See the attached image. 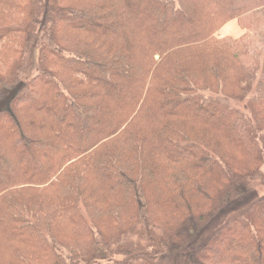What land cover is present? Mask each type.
<instances>
[{
    "label": "trees",
    "instance_id": "1",
    "mask_svg": "<svg viewBox=\"0 0 264 264\" xmlns=\"http://www.w3.org/2000/svg\"><path fill=\"white\" fill-rule=\"evenodd\" d=\"M253 29L264 0H0V264H264V193L202 236L264 186Z\"/></svg>",
    "mask_w": 264,
    "mask_h": 264
},
{
    "label": "rangeland",
    "instance_id": "2",
    "mask_svg": "<svg viewBox=\"0 0 264 264\" xmlns=\"http://www.w3.org/2000/svg\"><path fill=\"white\" fill-rule=\"evenodd\" d=\"M249 17H252V16H249ZM250 20H251V18H246L244 21H249V24H250ZM242 22H243V20H239V21L238 20H232V21L228 22L227 24H229V26H231V28H232V26L235 27L232 29V31L233 30L234 31L240 30L242 32V35H244L245 29L243 27ZM227 24H225L224 26H227ZM224 26L221 29H219V31L215 34L216 37L218 39H225V38L226 39H233V38H230L231 34H229V36H227V37L225 36V34H226L225 28L226 27H224ZM232 31H231V33H232ZM223 33H224V36H223ZM263 34H264L263 31H257L256 29H253V36L249 41V45L253 46L254 48L257 47V51L259 53L264 51L263 50L264 48H262V42H261V37H263ZM261 171H262V174L264 176V166L261 168ZM253 190H254L253 192H250L248 195H246L249 197L248 199L244 198L246 196H244V197L238 196L235 200L229 202V205L207 224V227H205L204 232L202 234L203 238L206 239L207 234L210 233V231H212L218 225H221L222 223L226 222L228 220V218H230L235 213H238L240 211V209H242L244 206H246V204L249 203L256 196V194L264 193V186H262L260 184H255L253 186Z\"/></svg>",
    "mask_w": 264,
    "mask_h": 264
},
{
    "label": "crops",
    "instance_id": "3",
    "mask_svg": "<svg viewBox=\"0 0 264 264\" xmlns=\"http://www.w3.org/2000/svg\"><path fill=\"white\" fill-rule=\"evenodd\" d=\"M224 27H226L225 28V31H226L225 36L226 37L229 36V34H231L230 38L237 39V38H239L242 35V32L240 30H238V31H234L233 30L232 31V29L235 28V27L232 26V28H231V26H229V24H227V26H224ZM231 31H232V33H231ZM223 36H224V33H223Z\"/></svg>",
    "mask_w": 264,
    "mask_h": 264
}]
</instances>
